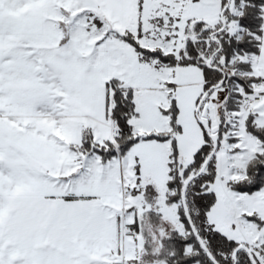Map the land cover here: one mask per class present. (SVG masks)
<instances>
[{
	"label": "snow or ice",
	"instance_id": "6c2138e0",
	"mask_svg": "<svg viewBox=\"0 0 264 264\" xmlns=\"http://www.w3.org/2000/svg\"><path fill=\"white\" fill-rule=\"evenodd\" d=\"M0 264H264V0H0Z\"/></svg>",
	"mask_w": 264,
	"mask_h": 264
}]
</instances>
